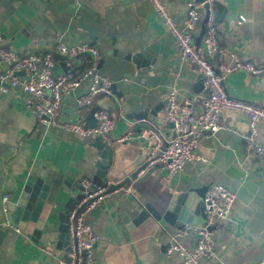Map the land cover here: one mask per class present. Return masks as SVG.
I'll use <instances>...</instances> for the list:
<instances>
[{
  "label": "crops",
  "instance_id": "obj_1",
  "mask_svg": "<svg viewBox=\"0 0 264 264\" xmlns=\"http://www.w3.org/2000/svg\"><path fill=\"white\" fill-rule=\"evenodd\" d=\"M164 1L184 26L186 0ZM205 14L202 5L193 30L200 54ZM212 15L222 47L242 59L264 61V0H216ZM0 32L4 45L20 54L52 50L59 41L94 44L112 94L78 106L76 97L88 86L82 82L63 97L59 119L90 126L98 107L115 119L110 143L97 135L80 137L39 121L19 89L0 91V264H58L69 244L67 213L83 177L107 188L127 179L86 213L100 235L87 264H179V255L167 254L165 248L179 229L187 230L182 242L195 245L203 194L211 183L225 185L236 197L228 217L214 226L215 254L205 263L257 264L263 259L264 155L246 147L243 111L226 108L221 129L199 133L198 151L206 161L187 162L173 175L155 169L128 179L145 163L153 142L143 128H154L164 140L172 136L166 119L168 90L174 89L179 99L196 96V111L203 93L195 64L179 59L174 37L149 0H0ZM55 58L56 76L87 66L86 56ZM224 60L230 62L228 55ZM222 85L229 96L264 106V73L233 71L223 75ZM257 142L264 143L263 121ZM3 194L10 213L20 206L15 214L21 232L5 224Z\"/></svg>",
  "mask_w": 264,
  "mask_h": 264
},
{
  "label": "built area",
  "instance_id": "obj_2",
  "mask_svg": "<svg viewBox=\"0 0 264 264\" xmlns=\"http://www.w3.org/2000/svg\"><path fill=\"white\" fill-rule=\"evenodd\" d=\"M149 1L166 30L174 37L179 59L195 64L202 77L203 93L199 96L201 109L196 111V96L179 99L174 89L168 90L166 119L172 124V136L164 140L154 128L142 129L143 134L153 137L145 161L146 167H156L173 175L180 172L187 162L206 161V157L198 151L199 133H214L221 129V114L226 108L241 110L247 115L248 130L244 135L246 147L256 155H264V143L257 142L258 123L264 122V106L231 97L222 85L223 75L233 71L241 70L254 75L264 73V61L256 63L242 59L234 51L226 50L219 44L212 15V5L216 0H186L184 26H180L174 19L164 0ZM204 4H207L209 14L202 38L204 53L200 54L194 47L193 30ZM56 54L69 59L86 56L87 66L56 76ZM225 55H228L230 62L224 60ZM99 61L97 47L89 42L59 41L52 50L20 54L4 45L0 32V91L19 89L31 104L36 118L48 126H57L80 137L97 135L106 143H110L115 119L105 108L98 107L93 111L95 122L90 126L78 120L59 119L63 97L79 87L82 82H87L88 86L85 93L76 97L78 106L91 105L98 95L112 94L111 80L101 72ZM79 185V195L68 210L65 221L69 244L64 254L58 257V264H87L92 258L95 244L100 240V235L87 220L86 213L110 197L111 192L106 186L88 177L81 178ZM235 197V192L225 185L209 184L202 198L204 223L195 227V245L187 247L181 240L187 230L179 229L171 235L165 253L179 255V264H206L204 260L215 254L214 226L218 220L228 217ZM1 202L5 224L16 232H21L17 224L11 223L6 194L2 195ZM263 263L264 257L257 264Z\"/></svg>",
  "mask_w": 264,
  "mask_h": 264
},
{
  "label": "water",
  "instance_id": "obj_3",
  "mask_svg": "<svg viewBox=\"0 0 264 264\" xmlns=\"http://www.w3.org/2000/svg\"><path fill=\"white\" fill-rule=\"evenodd\" d=\"M202 1V0H200ZM204 7H205V10H206V14H205V21H207L208 19V14H209V9H208V6L207 4H204ZM203 31V30H202ZM196 51H198L197 47L194 45ZM199 52V51H198ZM215 71L218 73L217 71V68L214 67ZM86 125V124H85ZM169 125L171 126L172 124L169 123ZM155 169H157L156 167H150V168H147L146 167V162L143 163L142 165L138 166L132 173L131 175L128 177V179H131V178H135L137 177V175L140 173V172H144L143 173V177L147 176L149 173L153 172ZM127 183V179H125L124 181H119L117 183H112V185L110 187H108V190H113V189H116L120 186H122L123 184ZM101 184V183H100ZM103 185V184H101ZM105 186V185H104ZM20 208V206H18L17 208H15L14 210V214L10 213V217H11V223L12 224H16V214L18 213V209ZM202 208H203V211H204V204H202ZM16 212V214H15ZM31 219L32 220H35V217L31 216ZM204 223V213H203V221H202V224Z\"/></svg>",
  "mask_w": 264,
  "mask_h": 264
}]
</instances>
